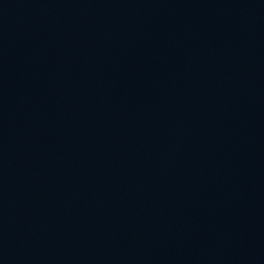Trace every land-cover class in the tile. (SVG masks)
I'll return each instance as SVG.
<instances>
[{
  "label": "water",
  "instance_id": "obj_1",
  "mask_svg": "<svg viewBox=\"0 0 264 264\" xmlns=\"http://www.w3.org/2000/svg\"><path fill=\"white\" fill-rule=\"evenodd\" d=\"M0 264H264V0H0Z\"/></svg>",
  "mask_w": 264,
  "mask_h": 264
}]
</instances>
